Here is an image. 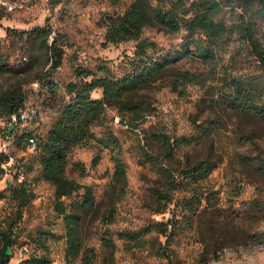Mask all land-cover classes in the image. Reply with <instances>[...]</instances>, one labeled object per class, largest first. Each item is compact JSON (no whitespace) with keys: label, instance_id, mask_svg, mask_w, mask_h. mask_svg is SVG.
<instances>
[{"label":"rangeland","instance_id":"obj_1","mask_svg":"<svg viewBox=\"0 0 264 264\" xmlns=\"http://www.w3.org/2000/svg\"><path fill=\"white\" fill-rule=\"evenodd\" d=\"M223 9L220 19L229 26L238 21L240 6L246 0H216ZM132 0H0V51L8 63L20 65L31 54L40 60L32 71L23 74L0 72V97L9 91H19L27 99L23 110L32 113L26 127H19L13 137L14 165L23 172L33 199L24 210L23 225L18 231V244L8 264H29L37 255L46 257L49 264H68L66 259V225L58 211L57 188L42 178V165L37 151L19 144L26 132L39 138L45 136L58 116L59 104L66 96L64 85L76 79L75 70L88 67L97 70L107 64L116 73L126 69V58L134 56L136 43L105 46L107 19L124 15ZM49 25L61 39H67L62 67L54 74L62 84L59 97L53 99L37 82V74L50 68L44 50L37 43L30 45L29 31ZM264 46V20L257 32ZM145 37L156 41L165 51L181 50L187 32L169 34L154 28L145 30ZM194 78L183 82V73ZM255 57L239 37L224 44L215 61L192 56L176 63L155 87L143 92L140 99L148 110L140 112L139 120L126 110L109 109L103 122L94 128L97 140L90 145L72 149L67 177L93 189L98 210L87 223V244L95 247L103 260L102 248L108 231L117 244V264H264V178L256 169L258 158H264V123L233 115L217 103L218 92L231 77L261 73ZM94 97H100L101 91ZM9 114L0 109V120ZM215 121L218 128L211 134L200 133ZM138 125V126H134ZM113 133L120 142L121 158L127 170V189L117 205L114 223L103 222L108 211L107 193L115 172L114 151L103 140ZM154 133H165L174 142L193 139V147H181L180 156L192 152V162L205 158L221 159V164L202 183L200 191L212 199L198 212L193 226L181 224L182 229L169 238L170 258H160L150 250H128L119 234L155 227L157 221H167L181 207L172 206L165 214H157L153 187L152 166H144V148L158 151L159 144L149 141ZM203 136V137H202ZM83 192H81L82 194ZM0 214L11 213L18 205L11 198L9 184L0 181ZM73 193L63 198L67 207L78 200ZM157 233L149 235L150 241ZM165 243V237H159ZM28 248L26 252L23 248Z\"/></svg>","mask_w":264,"mask_h":264},{"label":"trees","instance_id":"obj_2","mask_svg":"<svg viewBox=\"0 0 264 264\" xmlns=\"http://www.w3.org/2000/svg\"><path fill=\"white\" fill-rule=\"evenodd\" d=\"M238 21L229 26L220 19L222 5L216 0H132L124 15L109 16L105 46L135 42L134 56L126 58V69L116 73L107 64L97 70L79 67L75 70L76 79L66 83V96L61 99L58 116L54 119L48 133L39 138L32 131L19 139L36 137L37 152L42 165V178L57 188L58 211L64 216L66 225V259L68 264H117V244L108 231L103 238L102 248L107 252L103 260L95 247L87 244V223L90 215L98 210V204L91 187L81 185L67 177L69 156L73 148L90 145L97 140L94 128L104 120L109 109L126 110L136 117L148 110L140 95L155 87L167 71L176 63L198 56L205 61H215L222 46L236 37L247 45L261 73L250 76L231 77L218 92L217 103L233 115L264 123V46L257 32L260 20H264V0H246L240 6ZM154 28L165 33L187 32L186 42L181 50L165 51L160 45L145 37V30ZM30 45L44 50L49 65L48 71L37 74V82L45 87L53 99L59 97L62 84L55 79V73L62 67L67 47V39L55 33L49 25L37 27L27 33ZM40 58L34 53L30 59L12 65L3 59L0 51V72L3 74L32 71L38 66ZM183 82L191 81L194 76L188 72L181 74ZM101 91L100 97H94ZM26 97L19 91H9L0 97V109L10 115L23 110ZM138 126V125H134ZM218 125L199 130L211 134ZM148 140L159 144L158 151L144 148V166L150 164L155 176L153 194L159 205L157 214H165L172 206L183 209L181 216L167 221H157L155 227L141 231H125L119 234L128 250L143 249L150 245L151 252L160 258H170L169 238L179 232L180 223L193 226L196 216L203 205L209 207L212 199L200 191V186L219 168L221 159L205 158L192 162V152L180 156L181 147H193V139L172 141L165 133H154ZM203 137V136H202ZM106 147H119L120 142L113 133L101 140ZM114 151L115 172L110 184L108 211L103 222L111 225L117 214V205L124 198L127 189V170L121 158V148ZM256 169L264 178V158H258ZM11 198L17 202V209L11 213L0 214V264H8L14 248L18 244V231L23 225L24 210L33 199V193L25 182L9 186ZM81 192H83L81 194ZM73 193L80 195L69 207L63 198ZM4 195L0 194V200ZM153 232L156 238L147 237ZM165 237L166 242L159 241ZM29 264H49L46 257L34 255Z\"/></svg>","mask_w":264,"mask_h":264},{"label":"built area","instance_id":"obj_3","mask_svg":"<svg viewBox=\"0 0 264 264\" xmlns=\"http://www.w3.org/2000/svg\"><path fill=\"white\" fill-rule=\"evenodd\" d=\"M31 118L32 113H30V111L21 110L0 120V181L5 179L8 183L9 180L12 182L15 179L22 181L24 178L21 169L14 165L11 150L16 142L13 137L15 131H17L19 127H26ZM11 129H13V131L10 135L9 131ZM28 146L32 151H37L36 137H29ZM23 249L26 252L29 251L26 246Z\"/></svg>","mask_w":264,"mask_h":264},{"label":"water","instance_id":"obj_4","mask_svg":"<svg viewBox=\"0 0 264 264\" xmlns=\"http://www.w3.org/2000/svg\"><path fill=\"white\" fill-rule=\"evenodd\" d=\"M12 131H13V129H11V130L9 131V134H10V135L12 134ZM8 184H9V186H12V185H13V182H12L11 180H9V181H8Z\"/></svg>","mask_w":264,"mask_h":264}]
</instances>
